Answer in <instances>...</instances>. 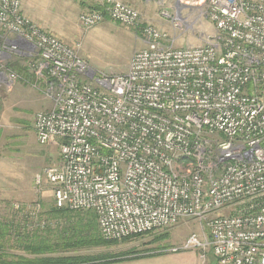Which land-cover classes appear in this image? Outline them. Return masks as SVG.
I'll list each match as a JSON object with an SVG mask.
<instances>
[{"label":"built area","instance_id":"1","mask_svg":"<svg viewBox=\"0 0 264 264\" xmlns=\"http://www.w3.org/2000/svg\"><path fill=\"white\" fill-rule=\"evenodd\" d=\"M202 1L215 29L204 45L174 49L166 33L146 26L145 48L127 72L97 76L79 43L44 32L21 0H0L7 36L0 34V85L18 79L12 58L27 59L45 83L52 108L35 114L36 140H60L45 181L56 208L94 214L102 240L162 233L192 219L209 238L192 234L181 249L210 246L216 264H264V0ZM101 8L82 13L81 27L139 20L119 0ZM39 210L13 204L10 216L27 233L61 227Z\"/></svg>","mask_w":264,"mask_h":264},{"label":"rangeland","instance_id":"2","mask_svg":"<svg viewBox=\"0 0 264 264\" xmlns=\"http://www.w3.org/2000/svg\"><path fill=\"white\" fill-rule=\"evenodd\" d=\"M98 2L99 0H21L26 14L44 32L55 35L67 45L80 44L79 57L97 76L123 75L127 72L133 53L145 48L143 29L146 26H153L166 33L174 49L204 45L206 38L215 34L202 0L121 1L138 12L139 20L134 27H124L104 20L90 29L82 28L79 16L93 10ZM177 20L182 22L181 28L174 27ZM0 34L3 38L7 37L1 32ZM10 61L18 62V58ZM33 85L36 90L40 89L37 82ZM16 86H23L19 75L9 88L0 85V248H4L9 260L15 261L19 257L31 260L35 257L74 256L106 259L108 256L130 253L138 256L157 254L142 264H216L210 246L204 250L181 249L192 234L202 243L209 238L204 224L192 219H184L162 233L108 243L100 238L99 233L91 231L82 238V244L78 247L71 246L76 242V237L71 242H65L70 246L62 244L67 238L58 232L63 225L47 226L42 231L27 233L24 222L16 216H10L13 204H17L20 209L29 207L31 210L39 205L41 218L47 224L59 221V217H53L49 213L54 203L51 186L44 178V170L57 162L60 140L53 139L43 145L37 142L34 117L41 112L40 102L17 98L19 92H16ZM28 92L38 94L32 88ZM36 175H40L43 180L39 186L34 182ZM86 213L77 214L88 221L93 213ZM75 223L76 220L69 222L68 227L73 228ZM35 232L41 233V241L49 245L50 250L46 254L31 255L18 245L28 237H31V242H36L32 237ZM172 249L177 251L171 252Z\"/></svg>","mask_w":264,"mask_h":264},{"label":"trees","instance_id":"3","mask_svg":"<svg viewBox=\"0 0 264 264\" xmlns=\"http://www.w3.org/2000/svg\"><path fill=\"white\" fill-rule=\"evenodd\" d=\"M101 6H94L93 10H101ZM8 67L18 73H21L20 67H17L15 64L9 63ZM18 72V73H17ZM54 203V202H53ZM49 213L53 217H59L58 219L63 223L62 225L64 226L59 230V234H62L66 236L67 238L62 244H65V242H71V239H76L75 243H72L71 246H77L82 244V238L84 236H88L89 232H95L96 234L98 233V228L95 220L94 214H91L90 220H86L83 218V216L78 215V212H73L69 211L65 208L58 209L55 207H51ZM89 212L86 213L88 215ZM76 220V223L73 228L68 227L69 222H73ZM71 224V223H70ZM11 227V226H10ZM3 228V227H2ZM6 232V229L3 228ZM10 229V228H9ZM3 230V231H4ZM5 232L3 234H5ZM37 234V235H36ZM41 233L35 232L33 237V240L36 242H31V237L25 238V240H22L18 243L20 247H22L23 250L26 252H29L31 255L35 256H40L43 254H46L49 250L50 247L48 244L45 243V241H41L42 237H40ZM100 239V238H99ZM38 240V241H37ZM40 240V241H39ZM108 243V242H107ZM68 244H65V246ZM70 246V245H68ZM54 247H57V245ZM8 254L4 252V248H0V264H83L87 261L89 262H97L96 259L92 258H82L80 256H74V257H35L34 259H26V258H17L15 261L14 260H9L8 259Z\"/></svg>","mask_w":264,"mask_h":264},{"label":"crops","instance_id":"4","mask_svg":"<svg viewBox=\"0 0 264 264\" xmlns=\"http://www.w3.org/2000/svg\"><path fill=\"white\" fill-rule=\"evenodd\" d=\"M103 0H99L98 3H95V6H101ZM121 1H129V0H121ZM23 14L29 18L32 22L33 20L31 19L30 16H28L24 10V8H22ZM146 16V15H145ZM147 18V17H145ZM9 63L14 64L17 63L16 66L20 67L21 69V73H18L20 80L23 84V86H16V92H19V94L17 95V98H24V99H29V101H39L40 102V107H41V111H49L52 108V101L44 94V89H45V83L43 82H38L33 74L31 73V71L27 68L26 64H27V59H18V62H14V61H10ZM38 83L40 86V89L36 90L33 84ZM20 87V88H18ZM32 88L34 89L38 94H34L32 92H28L29 89ZM42 95V96H41ZM42 98H39V97ZM22 97V98H21ZM157 255V254H156ZM156 255H149V256H138L133 255V254H123V255H112V256H108L106 259L102 258V259H96L97 262H85L83 264H142L144 261H148L151 260L150 258L155 257ZM89 259V258H87Z\"/></svg>","mask_w":264,"mask_h":264}]
</instances>
